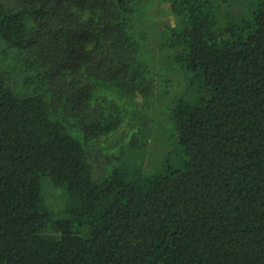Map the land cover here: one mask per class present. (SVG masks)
Wrapping results in <instances>:
<instances>
[{"label": "trees", "instance_id": "obj_1", "mask_svg": "<svg viewBox=\"0 0 264 264\" xmlns=\"http://www.w3.org/2000/svg\"><path fill=\"white\" fill-rule=\"evenodd\" d=\"M140 3L0 0L4 60L21 71L0 58V264H264V0L249 22H226L217 0H161L202 95L173 101L184 164L154 174L113 165L151 128ZM42 177L69 219H51Z\"/></svg>", "mask_w": 264, "mask_h": 264}, {"label": "rangeland", "instance_id": "obj_2", "mask_svg": "<svg viewBox=\"0 0 264 264\" xmlns=\"http://www.w3.org/2000/svg\"><path fill=\"white\" fill-rule=\"evenodd\" d=\"M220 8L219 14L230 22L247 21L251 19V13L255 9L258 0H217ZM161 0H141L137 8L134 25L141 39L142 59L145 61L154 77V96L152 97L146 113L152 122L148 138H139V146L116 147L114 153L116 159L113 165L125 163L127 166L142 169L145 174H154L179 170L182 168L185 156L180 146L171 137L168 128V115L175 99L185 96L190 102H197L202 95L200 84L192 82L190 88L183 82V73L175 61V51L169 47L170 37L168 28L174 26V20L161 7ZM221 24L223 19L220 18ZM10 54V53H9ZM6 49L0 46L1 62L14 69L13 74L21 73L19 65L13 62V55L7 60ZM14 85L18 94H24L26 88L21 84ZM122 146V145H121ZM41 195L44 205L50 212L52 220L61 221L69 219L65 210L67 196L63 188L53 186L48 177L40 179ZM74 231L84 234L86 229L75 226Z\"/></svg>", "mask_w": 264, "mask_h": 264}]
</instances>
